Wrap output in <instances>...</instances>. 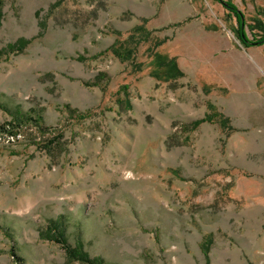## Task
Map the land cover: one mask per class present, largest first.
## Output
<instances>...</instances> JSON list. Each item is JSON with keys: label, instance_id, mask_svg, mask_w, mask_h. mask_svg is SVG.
I'll return each instance as SVG.
<instances>
[{"label": "rangeland", "instance_id": "obj_1", "mask_svg": "<svg viewBox=\"0 0 264 264\" xmlns=\"http://www.w3.org/2000/svg\"><path fill=\"white\" fill-rule=\"evenodd\" d=\"M228 2L263 35L264 0L0 1V50L27 40L0 55V125L22 109L64 146L0 133V264H84L50 219L104 264H264V43ZM207 103L227 127H192Z\"/></svg>", "mask_w": 264, "mask_h": 264}, {"label": "trees", "instance_id": "obj_2", "mask_svg": "<svg viewBox=\"0 0 264 264\" xmlns=\"http://www.w3.org/2000/svg\"><path fill=\"white\" fill-rule=\"evenodd\" d=\"M1 1V0H0ZM227 6L231 9V12L236 16L238 20V25L234 29L236 37L241 41L243 44H261L264 43V21L259 19L256 20L257 23H262L261 29L263 31V35L259 38H256L254 41L248 40L244 33L243 25L241 23L243 14L238 10V8L233 5L232 3L228 2ZM264 15V13H263ZM139 29V27L133 28V32ZM135 33L130 34L124 41L117 40L116 43H113L108 47V50L116 55L121 60H128L133 55L134 49L128 44L132 41ZM27 40L23 38L17 39L14 43L8 44L4 50L11 51L17 48L18 50L21 49ZM0 50V55L4 52ZM176 64H172V66L176 70ZM174 76H179L180 72L177 69ZM123 88L126 89L127 86L123 85ZM75 111V110H74ZM15 119L14 123H9L8 127L0 125V133L8 132L9 135L15 137L20 134L21 128L24 126L27 127L30 122H34V129L36 134L32 135L33 138L38 137L36 143L39 147H42L47 151V153H53L52 151L58 150L61 151L64 149L63 141H62V133L58 131H54L52 127H42L39 124V116L33 117L30 112H24L22 109H16L15 111ZM78 117H84L82 113L78 114ZM217 122L221 127H227L229 125V118L226 117L224 114L218 112L215 107L211 103H207V111L202 118L196 119L192 122V127L196 128L202 122ZM32 127V126H31ZM30 127V128H31ZM57 219H50L46 223L44 229H42L39 233L43 239H48L50 241H54L58 243L65 251L66 261L73 262V261H80L84 264H104V261L101 256H90L89 253L84 249V245L80 240H78L74 245H72L64 234V229L61 226ZM211 243V239L206 237L203 242L201 243V250L205 258H208L209 254V246ZM208 261V260H207ZM206 261V262H207ZM205 264H208L205 263Z\"/></svg>", "mask_w": 264, "mask_h": 264}, {"label": "water", "instance_id": "obj_3", "mask_svg": "<svg viewBox=\"0 0 264 264\" xmlns=\"http://www.w3.org/2000/svg\"><path fill=\"white\" fill-rule=\"evenodd\" d=\"M224 2V1H223ZM225 4V3H224Z\"/></svg>", "mask_w": 264, "mask_h": 264}]
</instances>
